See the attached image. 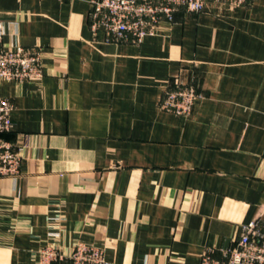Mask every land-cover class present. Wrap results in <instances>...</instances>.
<instances>
[{
    "label": "crops",
    "instance_id": "1",
    "mask_svg": "<svg viewBox=\"0 0 264 264\" xmlns=\"http://www.w3.org/2000/svg\"><path fill=\"white\" fill-rule=\"evenodd\" d=\"M91 2L0 0L2 46L44 58L39 81L0 80L22 157L0 179V264L50 241L109 264L223 259L264 227V0L179 11L139 44L95 35ZM175 81L202 95L189 117L160 108Z\"/></svg>",
    "mask_w": 264,
    "mask_h": 264
},
{
    "label": "built area",
    "instance_id": "2",
    "mask_svg": "<svg viewBox=\"0 0 264 264\" xmlns=\"http://www.w3.org/2000/svg\"><path fill=\"white\" fill-rule=\"evenodd\" d=\"M247 0H92L90 27L95 35L103 33L108 41L141 43L154 36L162 23H172L179 11L200 14L208 4L238 8ZM4 25L0 22V80L23 83L44 77L41 49L23 46H2ZM202 95L193 87L175 81L164 93L160 108L168 113L189 117ZM13 103L0 98V179L16 178L20 174L21 153L4 137L14 128ZM216 259L205 253L200 264H264V227L257 219L244 227L241 238ZM109 264L102 249L84 243L76 244L69 255L49 242L40 253L38 264Z\"/></svg>",
    "mask_w": 264,
    "mask_h": 264
}]
</instances>
